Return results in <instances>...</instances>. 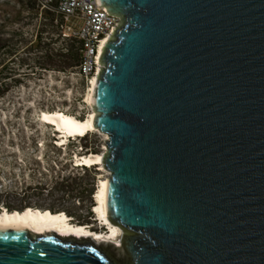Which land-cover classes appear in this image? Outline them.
<instances>
[{
    "label": "water",
    "instance_id": "water-1",
    "mask_svg": "<svg viewBox=\"0 0 264 264\" xmlns=\"http://www.w3.org/2000/svg\"><path fill=\"white\" fill-rule=\"evenodd\" d=\"M98 2L121 19L92 106L131 264H264V0ZM107 251L0 228V264H119Z\"/></svg>",
    "mask_w": 264,
    "mask_h": 264
},
{
    "label": "rangeland",
    "instance_id": "rangeland-1",
    "mask_svg": "<svg viewBox=\"0 0 264 264\" xmlns=\"http://www.w3.org/2000/svg\"><path fill=\"white\" fill-rule=\"evenodd\" d=\"M67 43L68 39L59 37L51 16L38 15L34 0H0V190L37 184L39 170L53 178L51 167L62 169L53 162L58 159L67 163L70 151L73 160L91 153L106 154L109 136L100 131L77 139L76 148L67 147L69 142L60 146V155L51 152L52 139L58 137L51 125L42 122V112L61 110L85 119L94 111L86 102L88 84L78 76L76 67L68 68L65 63ZM73 165L76 166L74 161ZM102 167H92L86 174L82 169L74 170L85 177V183H94L91 203L76 201L73 206V201H69L63 205V214L72 222L94 226L96 232H106V228L96 222L95 216H85L88 205H92L94 212L99 181L110 175ZM70 171L64 174L69 175ZM38 200L36 197L33 201ZM122 232L121 242L127 235L123 229ZM99 246L108 248L107 252L119 264L121 260L122 264H131L123 242L119 248L107 243Z\"/></svg>",
    "mask_w": 264,
    "mask_h": 264
},
{
    "label": "bare ground",
    "instance_id": "bare-ground-1",
    "mask_svg": "<svg viewBox=\"0 0 264 264\" xmlns=\"http://www.w3.org/2000/svg\"><path fill=\"white\" fill-rule=\"evenodd\" d=\"M110 38L101 43L99 49V59ZM98 69V74L100 72ZM98 80L96 75L88 84L86 102L92 106L94 102L95 89ZM95 111H91L87 118L78 119L76 116L67 115L61 111L48 113L42 117L46 124L53 127L55 135L58 137L57 145L64 146L69 140L76 141L86 137L90 133H100L94 126L96 117ZM103 154H87L76 156L73 160L76 166L92 168L94 166H103ZM100 168V167H99ZM103 168V167H102ZM101 168V169H102ZM104 169V168H103ZM108 177L102 178L95 192L94 216L96 222L101 227L106 228V232H96L94 226L75 224L70 217L62 213L49 214L48 212H39L35 209H27L23 212H9L5 208L0 212V228L25 229L34 234H57L62 237H76L78 239L90 238L95 244L107 243L114 245L115 248L121 247L122 229L110 222L107 211V184Z\"/></svg>",
    "mask_w": 264,
    "mask_h": 264
},
{
    "label": "trees",
    "instance_id": "trees-1",
    "mask_svg": "<svg viewBox=\"0 0 264 264\" xmlns=\"http://www.w3.org/2000/svg\"><path fill=\"white\" fill-rule=\"evenodd\" d=\"M68 41L70 43L66 44V52L63 54V57L65 59L67 67L74 68L77 67L79 62V47L75 40L68 39ZM53 112H42L41 120L44 115L46 116L48 113ZM61 112L67 115H71L63 111ZM42 122L45 123V121L43 120ZM56 141V139H52V147L54 148V150H52L51 152L60 155L62 154L63 149L62 147H58L56 145ZM66 146L76 148V143L74 140H69V143ZM72 153L73 152L70 151V154L67 158L68 162L65 164L64 160L59 161L57 159L53 162L55 163V165H57V167L62 166V169H59L58 171L56 170L55 166L51 167L55 174L53 178L49 177V174L47 172L39 170L36 175L41 176L37 184L35 185L26 184L21 188L16 187L12 190L3 189L4 187H2V190H0V207H3V209L5 208L9 212H23L27 209H35L39 212H48L49 214L53 215L59 213L63 214V212H66L63 205L64 203L69 201H73V206H76V201L82 203L87 201L88 203H91L92 196L94 195V183H85V177L81 176L80 173L75 174L74 170L82 169L86 174L92 168L74 166ZM74 153H76V151H74ZM68 170H71L70 174H64V171ZM32 175L33 174H31L30 176ZM36 197L39 198L37 202L33 201ZM86 213V219L94 217V213L92 212V205L87 206Z\"/></svg>",
    "mask_w": 264,
    "mask_h": 264
},
{
    "label": "built area",
    "instance_id": "built-area-1",
    "mask_svg": "<svg viewBox=\"0 0 264 264\" xmlns=\"http://www.w3.org/2000/svg\"><path fill=\"white\" fill-rule=\"evenodd\" d=\"M40 17L51 16L59 37L73 39L79 47L78 76L87 84L102 69L101 43L111 38L121 19L113 16L98 0H34ZM101 58V57H100Z\"/></svg>",
    "mask_w": 264,
    "mask_h": 264
}]
</instances>
